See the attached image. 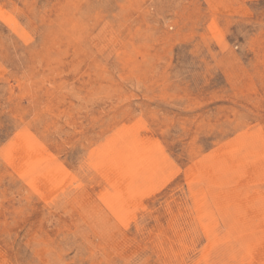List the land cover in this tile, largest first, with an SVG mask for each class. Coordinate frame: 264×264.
<instances>
[{
    "label": "rangeland",
    "instance_id": "rangeland-1",
    "mask_svg": "<svg viewBox=\"0 0 264 264\" xmlns=\"http://www.w3.org/2000/svg\"><path fill=\"white\" fill-rule=\"evenodd\" d=\"M0 264H264V0H0Z\"/></svg>",
    "mask_w": 264,
    "mask_h": 264
}]
</instances>
